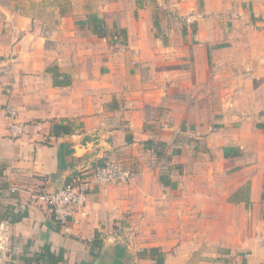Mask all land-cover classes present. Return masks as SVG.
Masks as SVG:
<instances>
[{
  "label": "crops",
  "instance_id": "1",
  "mask_svg": "<svg viewBox=\"0 0 264 264\" xmlns=\"http://www.w3.org/2000/svg\"><path fill=\"white\" fill-rule=\"evenodd\" d=\"M7 104L39 126L13 138ZM107 160L132 179L58 226L40 195ZM45 246L63 264L117 246L120 264H264V0H0V264Z\"/></svg>",
  "mask_w": 264,
  "mask_h": 264
},
{
  "label": "built area",
  "instance_id": "2",
  "mask_svg": "<svg viewBox=\"0 0 264 264\" xmlns=\"http://www.w3.org/2000/svg\"><path fill=\"white\" fill-rule=\"evenodd\" d=\"M7 120H9V131L15 139L26 133L30 126L38 127L36 123L17 122V112L9 104L4 107ZM132 173L123 168L115 160H107L94 169L78 170L71 178L58 188L40 195V199L51 211L53 221L67 229L69 221L85 207L88 194L95 187L107 184H124L132 179Z\"/></svg>",
  "mask_w": 264,
  "mask_h": 264
},
{
  "label": "trees",
  "instance_id": "3",
  "mask_svg": "<svg viewBox=\"0 0 264 264\" xmlns=\"http://www.w3.org/2000/svg\"><path fill=\"white\" fill-rule=\"evenodd\" d=\"M63 132L65 134L68 133V130L64 127L55 125L53 127V134L58 135L60 132ZM96 243V242H95ZM93 243V245L97 246V244ZM115 256L116 259L114 261V264H120L119 258L123 256L122 248L117 246L115 247ZM27 264H63L64 263V256L63 252L60 251L59 254H54L50 251V248L48 246H45L43 250L35 255L31 261H27ZM159 263V262H158Z\"/></svg>",
  "mask_w": 264,
  "mask_h": 264
},
{
  "label": "rangeland",
  "instance_id": "4",
  "mask_svg": "<svg viewBox=\"0 0 264 264\" xmlns=\"http://www.w3.org/2000/svg\"><path fill=\"white\" fill-rule=\"evenodd\" d=\"M213 67V66H212ZM230 73L231 71H222L221 73H219V81H221V83L223 84H220V93L222 95V100L220 101V105H221V109H224L226 107H238V105L241 104L240 101H237L235 100L234 96L236 94H240V89H242L243 87H239V86H234V85H230L228 84L230 82L229 78H230ZM225 83V84H224ZM236 88H237V93L236 94H232V93H235L236 92ZM218 89V90H219ZM232 96L233 99H234V102L231 103V102H228V98ZM211 103V102H210ZM212 105V103H211ZM233 105V106H232Z\"/></svg>",
  "mask_w": 264,
  "mask_h": 264
}]
</instances>
